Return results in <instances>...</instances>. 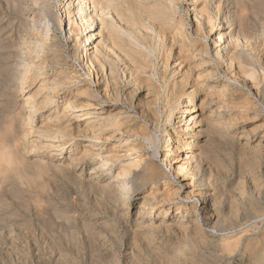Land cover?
I'll return each mask as SVG.
<instances>
[{"label": "bare ground", "instance_id": "obj_1", "mask_svg": "<svg viewBox=\"0 0 264 264\" xmlns=\"http://www.w3.org/2000/svg\"><path fill=\"white\" fill-rule=\"evenodd\" d=\"M6 2L11 8L6 10L12 15L5 20L1 15L3 11L0 12V36H5L0 40V208L7 207L5 191H11L10 198L23 199L20 186L9 182L6 188L8 182H5L12 177L20 181L26 179L22 173L30 166L39 167L43 172L54 168L55 173L69 178L74 174L75 165L88 159L83 164L88 166L84 177L81 176L83 169L73 177L98 191L104 201L120 210L118 216L121 218L126 219L128 206H133L134 200L137 202L134 205L136 228L131 238L132 256L145 251L148 255H156L159 262H153L155 264L166 260L176 264H264V231L248 235L258 224L253 223L256 226L242 231L240 227L237 229L240 232L233 229L226 236L214 232L219 227L224 231L236 228L242 212L248 219L264 215L262 197H245V177L250 175L258 193L263 188L255 168L264 158V132L255 128L243 129L240 133L231 131L232 119L222 117L206 99L200 100L199 105L196 103L197 92L205 89L222 105L236 100L235 94L228 93L230 82L217 76V68L226 71L228 80H241L248 87L240 89L245 96H241L243 101L236 105L253 106L252 90L264 99V0H235L227 6L224 0H188L186 6L185 0H62L60 15L53 11L49 0ZM52 27H57L65 33V39L72 42L69 54L67 46L52 39ZM77 61L81 69L77 68ZM93 82L95 86L100 85L104 93L94 88ZM119 102L127 103L130 109L118 106ZM38 113L41 122L37 127L35 116ZM177 113L184 124L178 125L179 121L173 119ZM161 118L168 123L163 127L167 140L162 149L157 145L160 138L155 135ZM149 122H153L152 129ZM19 124L27 128L20 131ZM36 133L39 142L43 136L51 143L35 146L46 148L48 156L34 159L32 165L29 157H25L24 141ZM83 135L86 142L75 143L74 139ZM118 136L127 137L126 143L120 140L107 144ZM133 137L143 142H130ZM82 144L79 156L75 151ZM148 146H154L150 155ZM67 148L71 150L67 152ZM235 148L241 157L238 161L241 171L238 172L245 178L237 184L242 189L243 199L237 198L232 191L225 192L233 178L227 175L229 167L219 156L222 151L227 156ZM65 150L66 155H63ZM160 154L163 158L157 160ZM32 170V174H38ZM157 185L169 186L159 195L162 199L158 202L155 195L151 197L153 192L150 195L143 192ZM175 185L181 187L175 188ZM181 188H186V193L180 200ZM192 196L201 202L200 209L198 202L187 203ZM27 203L22 206L26 208L24 204ZM227 205L228 212L224 209ZM173 206L175 212H170ZM30 208L26 209L31 213ZM14 211L11 216L4 214L0 218V226L7 227L8 237L17 238L14 226L6 224L9 218L19 216ZM43 213L38 216L44 220L47 215L42 216ZM95 221L99 225L98 220ZM95 221L84 223L93 236L99 235ZM110 222L105 220L101 225L110 227ZM25 223L22 221L21 226L28 228ZM205 225L208 230L203 229ZM1 231L0 240L6 234ZM173 240L176 243L170 244ZM12 247L0 242L1 264ZM209 247H213L210 254L206 250ZM60 256L66 261L65 254ZM139 261L150 264L147 258Z\"/></svg>", "mask_w": 264, "mask_h": 264}, {"label": "rangeland", "instance_id": "obj_2", "mask_svg": "<svg viewBox=\"0 0 264 264\" xmlns=\"http://www.w3.org/2000/svg\"><path fill=\"white\" fill-rule=\"evenodd\" d=\"M53 2V3H52ZM235 0H224V6H227L229 4H232L234 3ZM49 3L52 4V8L54 12H56L57 14L60 15V12L62 13V10H60L62 8V5H63V2L62 0H49ZM188 0H185L184 4L185 6L188 4ZM62 4V5H61ZM0 5L2 6V9H0V12L3 11L1 13V15L5 18V20H8V16L11 17L12 14H9V11L8 10V4L6 2V0H0ZM7 7V8H6ZM10 8V7H9ZM7 9V10H6ZM11 9V8H10ZM9 9V10H10ZM4 10L6 12H4ZM56 10V11H55ZM64 10V9H63ZM193 17V16H191ZM64 18V17H63ZM15 19H18V18H15ZM15 21H18V20H15ZM194 25V24H193ZM192 27V26H191ZM55 30V31H54ZM58 31V32H57ZM54 32V33H53ZM17 33V32H16ZM52 39L54 41H57L59 42L61 45H64L66 47V53L69 54L70 53V50H71V45H72V42L71 41H68L67 39H65V33L61 32L57 27H52ZM16 35V34H15ZM3 38H5V36L1 37L0 36V40H2ZM52 40V41H53ZM67 41V42H66ZM64 42V43H63ZM66 43V44H65ZM70 47V48H69ZM177 49L173 50V55H175ZM174 59L171 58L170 61L172 62ZM78 62V63H77ZM76 62V66L78 69H81L80 68V62L77 61ZM79 66V67H78ZM220 70V71H219ZM217 68V76L221 79V80H224V81H228L230 82V91L228 93H231V94H235L234 97L236 98L235 101H229V103H226L224 105L220 104V101L217 99V98H214V97H211L212 95L210 94V92L208 90H201V92H197V100H196V103L199 105L200 104V100L202 99H206V101H208L209 103V106H211L213 109L217 110L218 113H220V115L225 119H232V123H231V131H235V132H242V130L244 129L245 131L247 130H254L257 129V130H260L259 132L263 133L264 131V99L263 97L261 96V94H258L255 90H252L251 92V99H253V103L254 105L251 106V107H245L243 105H236L235 103L238 102V103H241L243 101V97L241 96H245L243 94H241V90L240 89H244V90H247L248 87H245L243 84H242V81L241 80H235V79H229L228 80V77L226 76V74H224L226 71L223 69V68ZM219 72V73H218ZM51 73V74H50ZM81 73H83V71L81 70ZM53 72L50 71L49 72V75H52ZM219 74V75H218ZM224 77V78H223ZM226 79V80H225ZM234 80V81H233ZM232 81V82H231ZM238 81V82H236ZM233 83V84H232ZM93 85H94V88H98L100 91H102L104 93V90L102 87H100V85H96L94 84L93 82ZM246 88V89H245ZM234 91V92H233ZM253 92H255L253 94ZM209 94L211 96H209ZM257 94V95H256ZM238 95V96H237ZM248 95V94H247ZM207 96V97H206ZM209 96V97H208ZM255 96V97H254ZM257 96V97H256ZM201 97V98H200ZM229 97V96H228ZM124 99V98H123ZM262 99V100H261ZM211 100V101H210ZM212 100H215V101H212ZM256 100V101H255ZM121 102V101H120ZM118 104V106L120 107H124L126 109H130L129 106L127 108V103H120ZM214 102V103H212ZM261 102V103H260ZM112 104H114L115 102L111 101ZM212 103V104H211ZM104 105H106V102L104 101L103 102ZM123 104V105H122ZM126 104V105H125ZM216 105V106H215ZM236 105V106H235ZM259 105V106H258ZM261 105V106H260ZM217 107V108H215ZM222 107V109H221ZM226 107V109H225ZM231 108V109H230ZM241 108V109H240ZM221 109V110H220ZM229 109V110H228ZM242 109H245V110H242ZM257 109V110H256ZM132 110V109H131ZM130 110V111H131ZM220 110V111H219ZM226 110V111H225ZM228 111V112H227ZM249 114H247L248 112ZM244 112V113H242ZM258 113V114H257ZM239 114V115H238ZM179 114H175V116L173 117V119L177 120V122L179 121L178 125H181V124H184L182 122V119L178 118ZM237 115V116H236ZM244 115V116H243ZM231 117V118H230ZM249 117V118H248ZM252 117V118H251ZM256 118V120H255ZM40 119V113H38L36 116H35V126L38 127V123L41 122V119ZM142 119V118H141ZM247 119V120H246ZM254 119V120H253ZM261 119V120H260ZM181 120V121H180ZM262 123V124H260ZM151 124V125H150ZM149 125L151 127V129L154 127L153 126V122H149ZM160 125V127H159ZM158 126L155 127V135L158 136L160 138V141H159V147L160 149L164 148L165 146V143H166V138H164L163 135H165V131L163 129L164 126L168 125V123L165 124V121H164V118H161V121H160V124ZM249 125V126H248ZM159 127V128H158ZM19 128L20 131H22L23 129L27 128L25 126H22V125H18L17 126V129ZM23 128V129H21ZM160 129V130H159ZM247 129V130H246ZM243 130V131H244ZM31 137V138H30ZM37 137V138H36ZM41 141L39 142V135L36 133V134H31V136H29V138L24 141V146L27 148V150L25 151V157L28 158L29 162L33 165V162L35 161L34 159H44L48 156V153H47V149L46 148H42V149H39L41 146H43V143L46 142L47 143H51V141H47L46 139H44L45 137L41 136ZM81 138V139H80ZM127 137L125 136H118L114 139H112V142H108L107 144H110V143H119L120 140L122 143H126L125 142V139ZM136 138V139H135ZM33 142H32V141ZM86 136H81V137H78V139H74L75 143H80V142H86ZM134 140V143L137 142H143L142 140L139 141L137 140V137H133V138H130V142ZM32 142V143H31ZM31 143V144H30ZM36 143V144H34ZM42 143V144H41ZM32 145H34L32 147ZM35 146H40L39 148H35ZM74 147V146H73ZM76 147V145H75ZM84 145H79L77 150L75 151V153L79 154V156L82 154V150L83 149ZM33 148V149H32ZM81 148V149H80ZM39 149V150H38ZM66 149V148H65ZM74 148H72L73 150ZM31 153H30V151ZM41 150V151H40ZM71 148H67V152L70 151ZM79 150V151H78ZM154 150V146H148L147 147V152L149 153V155L153 152ZM36 152V153H35ZM34 153V154H33ZM41 153V154H40ZM63 153H64V150H63ZM181 153L182 155V151L179 152ZM30 154V156H29ZM37 154L39 156H37ZM44 154V155H43ZM234 154V155H233ZM239 152L238 150L235 148V150L233 151H229L227 153V156H225V153L222 151L221 153H219V156L226 162V164L228 165L229 169H228V172H227V175L229 176V178H233L232 179V182L228 183L227 184V187H226V190L225 192L227 194H230L231 191L233 193V195H235L237 198H240V199H243L242 197V189H240V186H238V181L240 179H243V181H245L244 179L246 178V194H245V197H250V196H253L254 198H256L257 196L259 197H262L263 199V203L261 204L263 206V209H264V158L261 159V162L258 164V166L255 168L256 169V172H255V175L257 176L259 182H261V184H263V188H262V191L260 193L259 190H255V187L253 186L252 184V179H250V175L247 177L244 178V175L241 173V172H238V171H241V164L238 163V161H241V157L240 155H238ZM63 155H66V150H65V154ZM185 155L183 154V157ZM227 157V158H226ZM239 157V158H238ZM163 157H161V154L160 156L158 155L157 156V160H160L162 159ZM31 159V160H30ZM33 160V161H32ZM88 159H85V160H82V163L81 164H77L75 165L76 169L74 171V174L76 173H80L81 170L83 169V174L81 173V176L84 177V175L86 174V172H88V166H83L84 164V161H87ZM64 161V159H63ZM237 161V162H236ZM29 163V165H30ZM66 163V162H65ZM235 163V164H234ZM239 164V166H238ZM79 165V167H78ZM165 168L167 167L166 164L164 165ZM233 167V168H232ZM237 167H240L238 168L237 170ZM30 169L29 170H26V172L22 175L26 177V179L24 178V180L22 179L20 181V179L17 177H12V178H9L5 183H7L5 186L7 188L8 185H10L12 182H14L16 184L17 187H19V189H21L24 193L22 195L23 199L20 198L19 203H17L18 201L14 198H10L12 197L13 195L9 192V191H5L4 193V198H5V203L7 205L6 209L5 208H0V218L4 215V214H8L7 216H11L10 214L13 213L12 211H14V213L16 212L19 216L18 217H11L8 219L7 223H9L8 227H13V231L14 233H17L15 235H19L17 238L14 237H10L11 235H9L8 237V232H6L8 229L7 227L3 228L2 226H0V233H2L1 230L5 231L6 234H4V239L1 238L0 242H2V244H5V246H9L11 247V245L13 246L12 248H17V249H14V250H11L12 248H9L11 251L10 255L8 254L7 257L2 260L4 263L2 264H141L139 263L140 259H146L149 260V263L150 264H155L153 262H159L158 261V258L156 257V255H148L145 251L143 252H136L135 253V256H132V247H133V239L132 236L134 235V228H136V222H135V219H136V215L135 212H136V207L134 208V205L136 206L137 205V202L136 200L133 201L134 205L131 206L129 205L128 207V215H127V218L124 219V218H121L119 217V213H120V210L119 209H114L113 208V205L110 204L109 202L107 201H104V198L103 196L96 190H91L89 187H87V185L85 183H81V181H78L77 178L73 177V176H69V178L67 176H64L63 174L57 172L55 173L56 169L54 168H50L48 169L49 171H45L43 172V170L41 168L37 167L35 168V166H30L29 167ZM79 170H78V169ZM258 168V169H257ZM36 170L35 173L37 172V175L35 174H32L34 171L32 170ZM87 169V170H86ZM168 169V168H167ZM261 169V170H259ZM30 170H32L33 172H31ZM39 172H38V171ZM231 171V172H230ZM259 172V173H258ZM27 173V174H26ZM48 173V175L46 176L45 174ZM59 173V174H58ZM53 174V175H52ZM58 174V175H57ZM61 174V175H60ZM239 174V175H238ZM242 174V175H240ZM246 174V173H244ZM258 174V175H257ZM260 174V175H259ZM35 175V177H34ZM29 176H32L31 178H36L34 180H32L31 178L29 179L28 177ZM39 177V179L37 177ZM44 176L46 178H44ZM223 176H226V175H223ZM261 176V177H260ZM43 177V178H42ZM48 177V178H47ZM50 177H55V178H50ZM237 178V179H236ZM252 178V177H251ZM260 178H261V181H260ZM28 179V180H27ZM49 179V180H48ZM52 179V180H51ZM55 179V180H54ZM58 179V180H57ZM66 179V180H65ZM248 179V180H247ZM27 180V181H26ZM44 181V182H41V181ZM48 180V181H47ZM58 182H57V181ZM32 181V182H30ZM55 181V182H54ZM252 181V182H251ZM10 182V184H9ZM26 182H27V185H26ZM29 182V183H28ZM51 182V183H50ZM80 182V183H79ZM23 185H22V184ZM34 183H37V185H35ZM45 183V184H44ZM50 183V189H49V186L48 184ZM54 183V185H53ZM65 184V185H64ZM236 184V185H235ZM26 185V186H25ZM35 185V186H33ZM40 187H44L43 189L40 188V187H36V186H39ZM47 185V186H46ZM60 185V186H59ZM62 185V186H61ZM235 185V186H233ZM57 186V187H56ZM172 186V185H171ZM178 186L180 185H175V188H178ZM163 185H157V186H151L149 188H145L144 189V195H150L152 192V195L151 197H153L155 195V198H156V201H160V199H162L161 196H159L160 194L164 193V191L168 190V187H164ZM181 187V186H180ZM232 187V188H231ZM254 187V188H253ZM37 188H39L42 192H40V190ZM57 189V190H54V189ZM155 188V189H154ZM172 188V187H171ZM35 189V190H34ZM44 189H46L47 191H45ZM52 189V190H51ZM152 191H151V190ZM164 189V190H163ZM170 189V188H169ZM27 190V192H25ZM29 190V191H28ZM48 190H50L51 192H49ZM148 190V191H147ZM150 190V191H149ZM156 190H159L156 192ZM185 189L181 188V192L179 193L180 195V200H181V197L182 195H185ZM45 191V192H44ZM59 191V192H58ZM146 191V192H145ZM237 191V192H236ZM9 192V194H8ZM30 192V193H29ZM44 192V193H43ZM54 192V193H53ZM58 192V194H56ZM32 193V194H31ZM33 193L35 194H38L36 196L33 195ZM52 193V194H50ZM25 194V195H24ZM41 194V195H40ZM27 195V196H26ZM30 195V196H29ZM32 195L34 197H32ZM49 195V196H48ZM52 195V196H50ZM25 196V197H24ZM41 196V197H40ZM56 196V197H55ZM90 196V197H89ZM241 196V197H240ZM38 198L39 200H41L42 202H38L37 199L35 198ZM46 200H44L43 198ZM42 198V199H40ZM244 198L246 201L247 199ZM28 199V200H26ZM33 199H35L36 201H34ZM49 201H48V200ZM100 199V200H99ZM191 200V201H190ZM9 201V202H8ZM28 202L29 203V207L30 210H31V213L27 210L29 209L28 206V203L27 204H24L26 205V208L25 206H22V203L24 202ZM33 201V202H32ZM52 202V201H55V202H52L51 204H48L46 205L45 202ZM103 201V202H102ZM157 201V202H158ZM22 202V203H21ZM31 202V203H30ZM36 202L35 204H32ZM84 204H83V203ZM194 202H198V209L201 208V202L199 200H195L194 196H192L189 201H187L188 204H193ZM16 203V204H15ZM89 203V204H88ZM12 204V205H11ZM39 204V205H38ZM20 205V206H19ZM33 205H36L33 206ZM44 207H42V206ZM49 205H52L50 207H53L54 209L50 208ZM56 205V206H55ZM58 205V206H57ZM15 206V207H14ZM33 206V207H32ZM37 206L39 207V212H38V209H37ZM48 206V207H47ZM62 206V207H61ZM80 207V208H79ZM112 207V208H111ZM23 208L25 210H27L28 213H25L26 211L23 210ZM34 208V210H33ZM45 212V214L43 213V210ZM89 208V209H88ZM157 208V207H156ZM155 208V210H156ZM51 209V211H50ZM225 211L228 212V205L224 207ZM42 210V213L43 215L42 216H46L45 219L43 220L44 217H41V215L38 216V214H42L40 211ZM67 210V211H66ZM93 210V211H92ZM54 211V215L52 214ZM114 211V212H113ZM55 212H56V217L58 218V220H55L56 217H55ZM99 212V213H98ZM133 212V213H132ZM170 212H175V207L173 206L172 209L170 210ZM30 213V214H29ZM83 213V214H82ZM93 213L94 214V217L93 218ZM99 215H98V214ZM89 214V215H88ZM24 215V217H23ZM50 215V217H49ZM246 214L242 212L241 214V222L240 224L236 227V228H229L227 230H223L221 229L220 227L217 229L214 230V232H216L218 235H221V236H226L228 234H231V230L234 231L233 229H235L237 232H240L242 230H246L256 226V227H253L252 231H249L248 235H255L256 233L257 234H260L264 231V221L261 220V218H264V215L260 218V217H254L252 219H248L246 216ZM37 216V218H36ZM26 217V218H25ZM52 217V219H51ZM113 217V219H112ZM152 217L154 218V215H152ZM201 217V215L199 216ZM53 221H51L50 219ZM87 218V219H86ZM103 218V220H102ZM107 218V219H106ZM118 218V219H117ZM132 218V219H131ZM81 219V220H80ZM39 220V222H38ZM48 220V221H47ZM82 220L84 221L82 223ZM87 220L88 221H95V220H98V224L99 225H96V221L94 222V226L96 227V232L99 233V235L97 236H93L92 234H90L86 227H85V224L84 223H87ZM105 221V220H108V221H111L110 224L111 226L110 227H106L104 225H101V222L102 221ZM126 220V221H125ZM254 220V221H253ZM256 220V221H255ZM13 221V222H12ZM22 221H24V223L26 225H28V228H23L21 226L22 224ZM41 221V222H40ZM46 221V222H44ZM253 221V222H252ZM38 222V223H37ZM50 222H52V227H51V224ZM113 222H116V223H113ZM125 222V224H124ZM252 222V223H251ZM43 223V224H42ZM253 223H256L253 224ZM262 223V224H261ZM17 224V225H16ZM20 224V225H19ZM68 224V225H67ZM128 224V225H127ZM38 225V226H37ZM261 225V226H259ZM41 226V227H40ZM60 226V227H59ZM82 226V227H81ZM132 226V227H131ZM245 226V228H244ZM33 227V228H32ZM43 227V228H42ZM84 227V228H83ZM106 227V228H105ZM131 227V228H130ZM241 227V228H240ZM3 228V229H2ZM49 228V229H48ZM82 228V229H81ZM123 228V229H122ZM207 228V229H206ZM240 228V229H239ZM255 228V229H254ZM36 229V231H35ZM40 229V230H39ZM46 230V232H48L47 234L44 233L45 231L43 230ZM84 229V230H83ZM98 229H100L98 231ZM106 229V230H105ZM133 229V230H131ZM203 229H206L208 230V226L205 225V227H203ZM239 229V230H237ZM60 230V231H59ZM253 230H255V233L253 232ZM39 231V232H37ZM41 231V232H40ZM43 231V232H42ZM257 231V232H256ZM65 234H64V233ZM121 232V233H120ZM251 232V233H250ZM37 233V234H36ZM87 233V234H86ZM118 233V234H117ZM132 233V234H131ZM225 233V234H224ZM39 234V235H38ZM42 234V235H41ZM51 236L49 238V236ZM85 234V235H84ZM103 234V235H102ZM105 234V235H104ZM26 235V236H24ZM35 235V236H34ZM47 235V236H46ZM80 235V236H79ZM116 235V236H114ZM24 236V237H23ZM33 236V237H32ZM53 236H54V240H53ZM101 238H100V237ZM179 236V235H177ZM8 237V238H7ZM31 237V238H30ZM36 237V239H35ZM38 237V238H37ZM72 237V238H70ZM107 237V238H106ZM40 238V239H39ZM84 238V239H83ZM21 239H22V242H21ZM51 239V240H49ZM58 239V241H57ZM83 239V240H82ZM87 239V240H86ZM12 242H11V241ZM53 240V241H52ZM119 240V241H118ZM11 243H10V242ZM26 241V242H25ZM49 241V242H48ZM98 241V242H97ZM66 242V244H65ZM54 243V244H53ZM61 243V244H60ZM174 244L176 243V240H173L170 242V244ZM10 244V245H9ZM44 244V245H43ZM52 244V245H51ZM82 244V245H81ZM126 244V245H125ZM16 245V246H15ZM24 245V246H23ZM33 246V247H32ZM39 248H38V247ZM68 246V247H67ZM132 246V247H131ZM20 247V248H19ZM53 247V248H52ZM60 249H59V248ZM128 247V248H127ZM44 248V249H43ZM67 248V250H66ZM113 248V249H112ZM57 249V250H56ZM126 249V250H125ZM18 250V251H17ZM59 250L61 251L59 253ZM207 250V253L210 254L211 251L213 250V247H209ZM17 251V252H15ZM24 253H23V252ZM37 251V252H36ZM58 251V252H57ZM27 252V253H25ZM63 252V253H62ZM67 254H66V253ZM77 252V254H76ZM89 252V253H87ZM126 253V254H125ZM16 254V255H15ZM22 254V255H21ZM26 254V255H25ZM45 254V256H44ZM53 254V255H52ZM64 255L65 254V259L66 261H62L60 258L61 256L60 255ZM134 254V253H133ZM39 257H38V256ZM42 255V256H41ZM51 255H52V258H51ZM74 257H73V256ZM122 255V256H121ZM18 256V257H17ZM34 256V257H33ZM127 256V257H126ZM17 257V258H16ZM43 257V258H42ZM131 257V258H130ZM1 258V256H0ZM11 258V259H10ZM91 258V259H90ZM129 258V259H128ZM2 259V258H1ZM0 259V260H1ZM18 259V260H17ZM25 259V260H24ZM27 259V260H26ZM36 259V261H35ZM38 259V260H37ZM56 259V260H55ZM77 259V260H76ZM90 259V260H89ZM127 259V260H126ZM17 260V261H16ZM20 260V261H19ZM32 260V261H31ZM61 260V261H60ZM73 260V261H72ZM9 261V262H8ZM14 261V262H13ZM22 261V262H21ZM27 261V262H26ZM44 261V263H43ZM57 261V262H56ZM72 261V262H71ZM243 261V260H242ZM34 262V263H33ZM161 262V261H160ZM174 261H167L164 263V262H161L162 264H176L175 262L173 263ZM1 264V263H0Z\"/></svg>", "mask_w": 264, "mask_h": 264}]
</instances>
